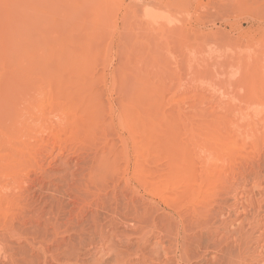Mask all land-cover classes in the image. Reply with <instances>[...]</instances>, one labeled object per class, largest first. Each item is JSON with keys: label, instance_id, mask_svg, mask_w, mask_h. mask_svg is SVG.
Instances as JSON below:
<instances>
[{"label": "rangeland", "instance_id": "374dc122", "mask_svg": "<svg viewBox=\"0 0 264 264\" xmlns=\"http://www.w3.org/2000/svg\"><path fill=\"white\" fill-rule=\"evenodd\" d=\"M146 9L171 30H147ZM51 54L76 57L78 71L53 81L40 62ZM0 58V105L24 96L29 114H51L74 102L55 89L72 77L95 123L75 110L62 130L33 124L29 150L1 152L13 198L0 208V264H264V0H0ZM180 141L195 178L178 171L172 188ZM95 153L108 157L98 184Z\"/></svg>", "mask_w": 264, "mask_h": 264}, {"label": "bare ground", "instance_id": "6f19581e", "mask_svg": "<svg viewBox=\"0 0 264 264\" xmlns=\"http://www.w3.org/2000/svg\"><path fill=\"white\" fill-rule=\"evenodd\" d=\"M220 5H222V4H220ZM223 7L226 8V6H223ZM218 8H220V9L219 10H215V11L217 13H220L221 14L223 12V8H222V6H220ZM225 8H224V10H225ZM226 9H228V8H226ZM229 9H230V7H229ZM163 15H166V14H164V13H162L160 11L154 10V9H146L144 11L143 15H142V24L145 26V28L147 30L151 31L152 33H155V32L157 33L159 31H163V30H165L167 32V30L168 31L171 30L170 27L172 26L173 21L171 22V20H169V18H168V20H166L164 18L166 16H163ZM203 24H205V22ZM162 33H164V32H162ZM3 62H4V59L0 58V65H2L1 63H3ZM40 62L44 66L43 67V70L47 73V75L49 77L52 78L53 81L57 80L58 78H60V79L63 80L66 76L73 75L75 72L78 71V66H77L78 60L76 59V57H71L70 55H66V54H51V55H47V56L42 57L40 59ZM11 79L14 80V78H11ZM12 82H10L8 80L6 82V86H7V89H11V91H13L14 94H16V91L17 90L23 89V83H21L20 81H15L14 80V82L13 83ZM60 82H56L57 85L55 86V89L58 90L60 93L66 95L67 97L69 96V94H72L74 96V99H72L74 102L73 103L66 104V105H61L62 108L60 106L54 107L52 109V113L51 114H47V113H42V114H39V115L37 113L36 114H34V113H30L29 114L28 112L31 110V106L29 104H27L29 100L27 99V97H24V96L23 97L19 96L20 100L18 99L17 100L18 102L16 101V98H15V100H14L15 102L14 101H12V102L10 101V102H8V103H6L4 105H0V168H2V166H3V162L2 161H5L4 156L1 155V152L3 150L11 151V152L13 150L14 151L16 150V152H17V150H20L21 149V151H22L24 148H26L27 150H29L30 149V146H31V143H26V142L30 138H31L30 140L33 139V136H34V135H32V134H34L33 130L36 131V128H38V126L41 125V122L42 121H44V124L48 127V129H50L53 132H54V130H62V128H65L66 126H68V125H70V124L73 123L72 116H73V112L76 110L77 112L79 111V112L82 113V115L79 118L80 123L83 122V124L89 125L91 129L95 128L94 121L90 118V116H87L84 113L85 111H89L90 110V109H86V106L89 105L92 102V100H89V98L91 97V95L90 96H83V93H82L83 89H82L81 86L78 88V85H76L73 88V90L71 91L70 90V87L74 83L72 77L70 78V84L68 85V87H63V84L60 83ZM0 84H2V82H0ZM1 87H0V93L2 91L1 90ZM3 91H5V90H3ZM92 94H93V92H92ZM15 103H16V105H15ZM74 106H76V107H74ZM120 109H121V111H120L119 117L122 120V123L127 124L128 123L127 120L129 118V115H131V113L129 112L128 107L125 104H121ZM181 110H183V109H181ZM239 110L241 111L242 109H238V111ZM236 111H237V109H236ZM236 111L234 112V114L235 113L238 114L239 115V118H240V116L242 118L244 116V114H245V113L244 114H240V111L239 112H236ZM4 112H5L6 115H8V117L11 116L10 117V120H11L10 121V125H9V121H7L8 122L6 124V125H8L7 127H5L4 125L2 126L3 123L1 124V122L3 120L2 118L5 117L4 116ZM247 112H248V110H247ZM181 113H182V111H181ZM185 113H187V111ZM185 113H183V114H185ZM94 114H96V110H94ZM179 114H180V111H179ZM183 114H181V116ZM50 115H52L51 118H50ZM137 115H138L137 116V119L138 118L139 119L140 118L142 119V117L140 116V113L139 112H138ZM134 116H133V118H134ZM173 116H171L172 117L171 120L172 121H175V120H173L174 119ZM175 116H176V114H175ZM184 116H187V115L185 114ZM246 117L245 116L243 117L244 122H245V118ZM113 119H114V117H113ZM176 120H178V119H176ZM217 120H219V121H216V123H215V121L213 120L214 122L212 121V123L213 124H217V125L218 124H221V125L222 124H225L224 125V128H226V123H224L225 121H223L224 119H222L223 123H221L222 122L221 119L218 118ZM239 120H240V122L238 120H237V122H238V124L240 126V123L243 124L244 122L241 119H239ZM140 122H142V121H140ZM168 122H169V124H171V126L173 125V127L175 126L174 125L175 123L176 124L181 123V122H175V123L173 122V124H172V123H170V121H168ZM230 122H231V120H230ZM233 122H235V121H232V123ZM36 123H37V126L35 128V126L33 124H36ZM188 123H189V121H188ZM38 124H40V125H38ZM235 124H234V126H235ZM183 125H186V124L184 123ZM189 125L187 124L186 126H189ZM177 126L179 127V125H176V127ZM227 126H231V124L230 125H227ZM242 126H244V125H242ZM235 128H237V126H235ZM29 129L30 130L32 129V130L29 131ZM228 130H230V128H228ZM14 131H16L17 133H15ZM22 132H23V134H22ZM53 132H51V133H53ZM10 133H12V134L9 136ZM14 134L16 136H19L20 135L19 137H21V134H22V137L21 138H17V140H15L14 139L15 138L14 137ZM26 135L28 136L27 137V140H26ZM30 135H32V136H30ZM24 136H25V141H23L24 140ZM19 139H20V141H18ZM60 139H61L60 136H58L56 134L55 135V140L61 142L62 140H60ZM12 140L14 142H12ZM186 140H187V138H186ZM190 141H188V143H186V144L184 143V141L182 143L180 141V143H179V150L178 151H180V152L178 153V155L176 153V155L179 158V160H181V162L179 164L180 165L179 167L174 166V164H175V155L171 156L170 159H169V163H167L165 165V169H167L169 171V172H167L168 174H166V175H169V181L168 182H170L171 186L172 185L174 186L176 184V183L174 184V182H175V180H174V174L176 172H178V171L179 172L184 171V172L190 174V177L188 178V181H192L195 178V177H192V176H193V173H194V166H196L195 160H198V157L196 159L195 158V153L189 149L190 146H191L189 144ZM108 145H109V143H108ZM124 148H125V146H124ZM124 153H126V149L124 150ZM100 156H101L100 153H95L92 156L93 158L96 159V161L98 163V165H97V175L94 176L95 179L93 180L94 182L96 181V183L98 181L100 182V180H101L100 175L98 173L104 167L103 160L104 159H106V160L108 159V157H104V156H101L100 157ZM176 160H177V158H176ZM149 162L152 163V164H155L156 163V161H149ZM11 163H13V162L11 161ZM203 163H204V161H203ZM8 164L5 163L4 166H7L8 168L9 167H12V164L11 165H10V163H8ZM204 165H205V163H204ZM204 165H202V166L204 167ZM129 168H130V163L127 162V166H126L125 171L127 172ZM206 168H207V166H206ZM136 169L139 170L140 172H143V173H144V171H147L148 170L147 171L148 174L157 175L158 177H159L160 171H161V169H159V168L147 169L144 166V164H142V163H137L136 164ZM205 170L206 169L204 167V171ZM150 172H152V173H150ZM94 182H92V183H94ZM21 184H23V182ZM173 186H172V188H173ZM10 189L11 188H9V184H6L5 187H3L2 184L0 183V208L3 206V204L5 203V201L6 202L12 201L13 196L11 194L12 192H10Z\"/></svg>", "mask_w": 264, "mask_h": 264}]
</instances>
